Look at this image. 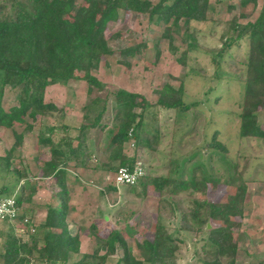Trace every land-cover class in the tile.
<instances>
[{"label":"trees","instance_id":"1","mask_svg":"<svg viewBox=\"0 0 264 264\" xmlns=\"http://www.w3.org/2000/svg\"><path fill=\"white\" fill-rule=\"evenodd\" d=\"M249 4L255 9L257 0H238L237 17L226 23V29L220 36V46L208 49L198 42L196 24H218L210 17L213 8L211 0H158L155 4L149 0H88L73 10L71 19L67 18L71 0L63 3L59 0H0V130L26 122L25 129L29 132L39 119L45 120L54 114L62 119L64 114L61 109L43 101L45 89L56 84L65 87L69 82L76 81L86 86L81 124L73 138L66 135L67 127L63 124H55V127L41 124L37 131V144L50 150L49 159L41 163L40 177L54 180L60 190L58 205L43 206L45 216L38 226L39 237L30 235V239L22 242L14 236L12 228L4 233L0 264H28L31 261L68 264L72 255L79 254L78 233L71 232L68 219L66 174L69 168H90L91 133L100 135L96 145L101 157L107 158L105 166L113 173L114 183L113 177L118 168L126 167L132 171L139 162V155L144 151H157L160 133L153 123H149V120L157 121V109L180 115L197 106L194 102L184 103L183 82L176 88L164 86L154 91L156 99L153 103L122 89L106 90L103 95L92 94L104 87L92 74L98 68L97 53H108L100 36L107 23L116 21L121 12L145 15L147 21L154 25L155 33L149 41L154 48V61L161 53L160 44H166L176 56V62L182 66H185L188 54L201 51L210 56L211 64L217 68L229 50L246 39L244 73L238 80L237 137L264 140V121L258 122L259 113H264V0H261L255 19L243 22L247 18L245 11ZM147 47L144 41L119 50V54L129 57ZM119 63L127 66L125 61ZM5 88L17 90L16 104L7 110L1 105ZM27 120L33 124H27ZM58 128L65 134L54 141L52 137ZM12 134L14 143L0 158V169L5 172L0 182V197L13 196L15 207L19 210V215L7 222L11 223L10 227L28 228L29 222L20 214V208L22 202H30L36 186L29 184L27 174L13 165L15 158L20 159L23 134ZM216 137L214 133L205 149H209L210 156L230 164L226 146ZM130 140L134 148L133 156L127 157L123 155L122 148ZM72 142L76 145L73 146ZM193 164L186 179L175 176L183 171L184 166L181 165L174 174L152 178L150 183L160 193L169 196L188 190L203 191L208 182L216 184L211 167L203 169V176L198 178L195 172L202 163ZM229 167L233 169L231 165ZM234 171L233 174H237L236 167ZM144 179L143 172L136 184L124 185L127 187L125 192H131L139 185L145 189ZM21 180L24 182L20 185ZM237 180L236 175L234 177L231 173L226 179L225 184L235 189L234 195L229 196L226 202L193 199L187 214L181 217L179 231L205 235L200 238L203 244L195 253L198 264H237L238 250L232 243L231 235L232 228L239 224L231 218L244 216L246 193L244 183H237ZM110 187L116 191L114 186ZM25 189L30 191L28 197L24 195ZM157 219L152 240L135 243L138 257L133 255L121 235L110 232L102 240L106 248L102 256L98 255L97 244L91 254L80 255L71 264H104L113 255H117L115 264H176L174 252L177 246L173 235L167 232L162 218L158 216ZM209 221L220 222L222 226L207 228ZM89 230L96 234L94 225Z\"/></svg>","mask_w":264,"mask_h":264},{"label":"rangeland","instance_id":"2","mask_svg":"<svg viewBox=\"0 0 264 264\" xmlns=\"http://www.w3.org/2000/svg\"><path fill=\"white\" fill-rule=\"evenodd\" d=\"M86 1L71 0L67 18L71 19L73 10ZM149 1L155 4L158 0ZM211 3L213 8L210 17L218 24H196L199 31L197 39L203 47L216 49L221 44L220 36L226 29V23L237 17L238 0H211ZM260 3L261 0H257L255 9H252L251 4L247 6V18L243 22L255 19ZM154 30V25L147 21L145 15L132 12H121L116 21L107 23L100 40L105 42L108 53H97L98 68L92 73L104 87L94 90L92 94L103 95L106 90L122 89L153 103L156 99L154 91L164 86L176 88L183 82L184 103L194 102L197 106L180 115L174 111L157 109V121L149 120L159 130L160 137L156 152L144 151L137 157L145 174V189L139 185L131 192H125L127 187L124 185H114L113 173L105 166L107 158L101 157L96 145L100 135L91 133L90 168H69L66 174L70 230L72 233L77 232L79 238V254L72 255L68 264L76 261L80 255L91 254L97 244L98 255L102 256L106 249L102 240L110 232L121 235L131 247L133 255L138 257L135 243L152 240L158 216L175 240V263L198 264L195 253L203 244L200 238L205 235L179 231L181 217L187 214L193 199L224 203L229 196L234 195V187L225 184L230 173L234 177L236 175L239 180L237 183L243 182L246 187L244 216L231 218L239 224L232 228L231 235L232 243L238 250L237 264H264V140L237 137L236 114L239 109L236 102L240 97L238 80L244 73L247 40L243 39L233 46L220 60L217 68L211 64L210 56L201 51L188 54L185 66H182L176 62V56L167 49L166 44H160L161 53L154 61V48L149 42L154 36ZM144 41L148 44L146 49L136 51L129 57L120 56L119 50ZM121 61H125L127 66L120 64ZM16 99L17 90L5 88L1 105L7 110L16 104ZM85 100L86 86L81 81L69 82L65 87L58 84L48 86L43 101L61 109L64 114L62 119L54 114L34 124L27 120V124H33L29 132L25 129L26 122L14 124L11 129L0 130V158L14 143L12 132L23 134L20 159L15 158L13 165L27 174L29 184L36 186L30 202H22L20 208V214L28 220L29 227L16 228L10 227L11 223H0V254L4 233L12 228L14 236L22 242L30 239V235L39 237L41 233L38 226L43 223L45 216L43 206L58 205L57 195L60 190L52 178L42 179L39 173L41 163L47 161L50 155L48 147L37 144L39 126L44 124L55 127V124H63L67 127L66 135L73 138L81 124ZM261 120L264 121V113H259L258 122ZM65 133L58 128L52 138L57 141ZM214 133L217 134V140L226 146L230 164L210 156L209 149H205ZM72 144L75 146L76 142ZM131 144L130 140L123 145L124 156H133L134 148ZM194 162L202 163L195 172L198 178L203 176V169L212 168L211 173L217 180L215 185L208 182L203 191L188 190L169 196L160 193L150 183L152 178L165 177L172 172L174 174L181 165L184 166L183 171L180 174L177 172L175 176L186 179L190 176L189 170ZM235 167L237 174H233ZM4 175L5 172L0 169V182ZM23 182L21 180L20 185ZM111 185L116 191H112ZM29 194V189H25V197ZM92 225L96 234L90 233L89 227ZM219 226L222 223L208 222V228ZM116 256L108 257L104 264H115Z\"/></svg>","mask_w":264,"mask_h":264},{"label":"built area","instance_id":"3","mask_svg":"<svg viewBox=\"0 0 264 264\" xmlns=\"http://www.w3.org/2000/svg\"><path fill=\"white\" fill-rule=\"evenodd\" d=\"M143 175L141 164L138 162L132 171L126 167H120L114 174V183L116 185H134ZM19 215V210L15 207V199L13 196L0 197V223L9 222ZM28 264H39L37 262H29Z\"/></svg>","mask_w":264,"mask_h":264},{"label":"water","instance_id":"4","mask_svg":"<svg viewBox=\"0 0 264 264\" xmlns=\"http://www.w3.org/2000/svg\"><path fill=\"white\" fill-rule=\"evenodd\" d=\"M207 228H208V224H207Z\"/></svg>","mask_w":264,"mask_h":264}]
</instances>
